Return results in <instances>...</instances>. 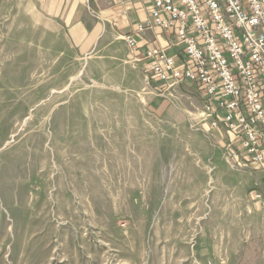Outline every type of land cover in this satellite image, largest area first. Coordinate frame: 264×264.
Segmentation results:
<instances>
[{"label": "rangeland", "instance_id": "obj_1", "mask_svg": "<svg viewBox=\"0 0 264 264\" xmlns=\"http://www.w3.org/2000/svg\"><path fill=\"white\" fill-rule=\"evenodd\" d=\"M60 39L0 0V264H261L264 174L190 84L153 89L118 36L75 61Z\"/></svg>", "mask_w": 264, "mask_h": 264}, {"label": "built area", "instance_id": "obj_2", "mask_svg": "<svg viewBox=\"0 0 264 264\" xmlns=\"http://www.w3.org/2000/svg\"><path fill=\"white\" fill-rule=\"evenodd\" d=\"M146 1L150 18L137 31L166 33L165 46L136 61L146 79L168 89L189 83L229 163L264 170V0ZM123 39L136 50L132 36ZM254 197L264 204V191Z\"/></svg>", "mask_w": 264, "mask_h": 264}, {"label": "crops", "instance_id": "obj_3", "mask_svg": "<svg viewBox=\"0 0 264 264\" xmlns=\"http://www.w3.org/2000/svg\"><path fill=\"white\" fill-rule=\"evenodd\" d=\"M34 2L37 13L58 28L61 44L68 48L61 50L59 54L68 51L73 55L74 61L76 58H88L100 45L101 40L109 37L118 36L124 41L123 37L130 35L135 39L137 48L133 52L124 41L133 62L141 59L149 49L166 44V33L163 31L147 30L141 33L137 31L139 25L150 18V4L146 0H34ZM169 54L175 55V52L170 51ZM138 65L144 72V65L142 63ZM150 84L153 89H161V93L162 89H168L157 80L151 81ZM167 93L166 90L164 94L157 96L167 98ZM158 104L159 107L162 106V103ZM218 143L222 147V141ZM261 172L264 174V170ZM254 238L259 239L254 243H248L246 247L250 253L253 250L260 263L264 264V237L258 235ZM253 244L256 248L252 247Z\"/></svg>", "mask_w": 264, "mask_h": 264}, {"label": "trees", "instance_id": "obj_4", "mask_svg": "<svg viewBox=\"0 0 264 264\" xmlns=\"http://www.w3.org/2000/svg\"><path fill=\"white\" fill-rule=\"evenodd\" d=\"M257 191H261L260 189H256Z\"/></svg>", "mask_w": 264, "mask_h": 264}]
</instances>
